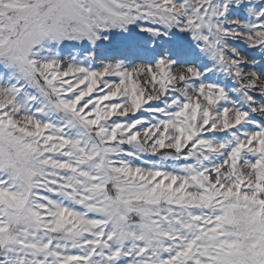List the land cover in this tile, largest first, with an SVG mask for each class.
Wrapping results in <instances>:
<instances>
[{
	"label": "snow or ice",
	"instance_id": "snow-or-ice-1",
	"mask_svg": "<svg viewBox=\"0 0 264 264\" xmlns=\"http://www.w3.org/2000/svg\"><path fill=\"white\" fill-rule=\"evenodd\" d=\"M0 264H264V0H0Z\"/></svg>",
	"mask_w": 264,
	"mask_h": 264
}]
</instances>
